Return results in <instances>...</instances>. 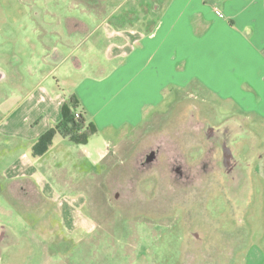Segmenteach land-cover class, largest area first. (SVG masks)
Instances as JSON below:
<instances>
[{"label": "rangeland", "instance_id": "rangeland-1", "mask_svg": "<svg viewBox=\"0 0 264 264\" xmlns=\"http://www.w3.org/2000/svg\"><path fill=\"white\" fill-rule=\"evenodd\" d=\"M27 1L64 15L89 17L101 8L113 12L112 6L102 7L101 0H76L74 7L72 0ZM20 2L0 0V68H19L24 81L0 82V93L10 95L21 86L26 93L36 86L40 77L31 75L28 65L37 64L44 50L39 43L44 37L13 36L16 27L6 26L28 22L23 15L37 12L33 3ZM131 9L128 3L118 13ZM134 11L140 14L141 9ZM76 29L87 32L84 25ZM27 40L33 46H27ZM81 46L89 49L85 42ZM95 55L102 57L91 53L85 59L88 65L96 63ZM74 79L66 63L40 87L65 101ZM165 103L161 114L147 112L135 129L125 124L93 134L90 157L82 156L83 147L57 134L53 149L40 158V187L50 204L28 203L16 213L0 215L20 234L19 242L0 256V264H146L144 259L137 262L141 253L151 264H255L256 257H264V181L234 180L224 166V139L207 131L224 123L230 110L218 107L206 90L196 87L185 90L173 107L172 99ZM33 105L31 110L39 109ZM259 127L264 130L263 124ZM246 135L229 144L242 162L253 142V136ZM108 139L116 148L95 163L94 148L107 149ZM244 167L238 165L237 172ZM82 191L87 197L81 210L92 224H64L60 203Z\"/></svg>", "mask_w": 264, "mask_h": 264}, {"label": "crops", "instance_id": "crops-1", "mask_svg": "<svg viewBox=\"0 0 264 264\" xmlns=\"http://www.w3.org/2000/svg\"><path fill=\"white\" fill-rule=\"evenodd\" d=\"M20 1L35 5L37 12L23 15L28 22L6 26L16 27L13 36L44 37L39 40L44 50L37 64L28 65L31 75L40 77L30 92L21 86L14 95L0 93V215L16 213L28 203L50 204L40 187V158L54 144L41 157L33 156L32 147L61 119L59 107L66 100L51 97L40 84L66 63L75 76L67 90L77 95L97 132L125 124L135 129L147 112L161 114L162 105L171 99L173 107L188 88L206 90L218 107L230 110V117L216 128L223 132L232 128L228 146L243 133L253 136L245 161L232 149L238 165L245 166L240 180L264 181V130L259 127L264 125V0H101L100 5L112 6L113 12L101 8L89 17L58 14L36 1ZM75 1L72 7L78 4ZM128 3L133 12L118 13ZM139 8L140 14L134 11ZM81 25L87 32L76 29ZM83 42L89 49H83ZM26 44L33 46L29 40ZM94 52L102 57L95 55L96 63L88 65L85 59ZM0 69V82L14 78L23 85L19 68ZM13 101L18 103L11 105ZM33 104L39 109L31 110ZM220 138L224 145L225 138ZM106 142L107 149L94 148L95 163L103 162L116 148L109 139ZM77 145L83 147L80 155H92L90 139ZM86 194L82 191L60 203L64 224H92L81 210ZM2 220L0 216V256L20 239L14 226ZM136 259L146 264L152 260L143 253ZM253 261L264 264V257Z\"/></svg>", "mask_w": 264, "mask_h": 264}, {"label": "trees", "instance_id": "trees-1", "mask_svg": "<svg viewBox=\"0 0 264 264\" xmlns=\"http://www.w3.org/2000/svg\"><path fill=\"white\" fill-rule=\"evenodd\" d=\"M97 131L94 122L88 121L86 109L80 108L77 95L72 93L62 105L61 119L38 138L32 147V154L43 156L53 146L57 134L76 144H87Z\"/></svg>", "mask_w": 264, "mask_h": 264}, {"label": "water", "instance_id": "water-1", "mask_svg": "<svg viewBox=\"0 0 264 264\" xmlns=\"http://www.w3.org/2000/svg\"><path fill=\"white\" fill-rule=\"evenodd\" d=\"M220 129H214V127L211 126V127L207 128V131L209 134L212 133L213 136H215V137H222L223 136L225 138L226 142L223 145L224 154H225L224 166H226L227 169L229 170V172L231 173V175L235 177V180H240L242 175H240V173L237 172L239 170L238 161L235 158L233 151L228 146V142H230L231 136L234 134V132H232L231 127H230V129L226 127L225 130L226 129L227 130L224 132H223V130L221 131ZM152 156H153V154H152Z\"/></svg>", "mask_w": 264, "mask_h": 264}, {"label": "built area", "instance_id": "built-area-1", "mask_svg": "<svg viewBox=\"0 0 264 264\" xmlns=\"http://www.w3.org/2000/svg\"><path fill=\"white\" fill-rule=\"evenodd\" d=\"M77 115H78V113H77Z\"/></svg>", "mask_w": 264, "mask_h": 264}]
</instances>
